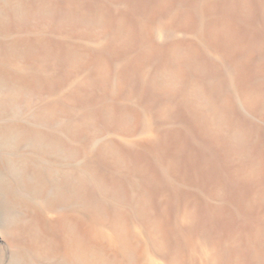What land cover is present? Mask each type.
Returning <instances> with one entry per match:
<instances>
[{"label":"rangeland","instance_id":"rangeland-1","mask_svg":"<svg viewBox=\"0 0 264 264\" xmlns=\"http://www.w3.org/2000/svg\"><path fill=\"white\" fill-rule=\"evenodd\" d=\"M0 264H264V0H0Z\"/></svg>","mask_w":264,"mask_h":264}]
</instances>
